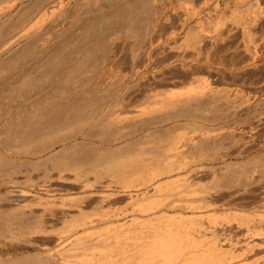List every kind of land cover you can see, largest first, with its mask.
<instances>
[{
  "label": "rangeland",
  "instance_id": "obj_1",
  "mask_svg": "<svg viewBox=\"0 0 264 264\" xmlns=\"http://www.w3.org/2000/svg\"><path fill=\"white\" fill-rule=\"evenodd\" d=\"M13 1H18L16 7L6 15L0 14V27H3H1L2 30L4 27L6 28L4 29L6 34L4 31L0 32V34L6 36L4 39H1L0 42H8L9 38V41H11V39H14L15 41L18 40L10 49H8V51L5 50L6 52H2V50H0V66H2V68H0V78L12 80L8 86V92H10V90H12V92H6V99L3 98L4 100L8 101V103L5 101V104L3 105L4 102L2 103L0 100V104L2 105H0V126H2L0 129L4 128L5 126L4 129L0 130V132L2 131V134L4 133V135H1L0 133V143L3 141V139H5L4 143L8 140L11 141V139L8 138L10 136L12 138V142L15 141L14 144H10L11 146L8 145L9 149H6L11 151V153L9 151L7 153L5 150L6 155L9 153L12 154L11 157L9 160L6 158L3 160V168L0 166V172L1 169L4 171V173L0 174V244L3 241L6 243L10 238H13L11 236H14L15 233L16 235L14 236V240L11 239L12 243L10 240L6 243L8 244L10 242V245H7L3 251L0 250V264H12V262L13 264H20L22 263V260L25 262L30 261V263H36L39 261V259H42L41 261H43L44 257L45 261H50H46L48 264H56L57 260H60L61 264V259L65 257L67 258L68 256L71 258L72 253L73 257H75V259L72 258V261L75 260L74 263H83L84 260V262H86L84 264H101L103 261H106L109 258L110 261H106L109 264H112L111 261L113 263L119 264L118 261L122 257L124 258L126 253V256L129 258L127 262L132 258V261L135 258V260H137L139 255L136 252L140 251L142 246L145 245L143 240L144 236H146V234L149 235V232H151L153 229H143L141 232V229H115L114 232V229L110 230V228H112V226L113 228L120 226L121 223H124V219H126L125 221H128L127 219L131 218L128 216V214H130L128 211L133 205L138 207L140 202L141 205L143 202L146 206H148L149 201L152 204L153 202L156 203L158 201L156 198L159 200L163 199L160 198V195L163 192L162 189L164 190V193L161 196L165 194V186H167V188L171 187L170 185L168 186L170 180L166 181V179H155L154 175L157 174V172L155 171V168H153V165L151 168L154 171H151L149 166H145L144 168L142 167L144 176L139 174L140 172L142 173V169L137 172L134 166L140 161V158L149 159L152 157V159H155L159 144L166 143L169 140H173L174 138L183 135L191 136L196 134V146H189L187 150H189V152L191 150H195L196 152L199 149L200 152L202 149L201 151H205V154L209 152L206 154L203 162L207 161L209 158V161H212L204 163L202 162L201 165L197 167V169L190 173L191 177H189V179H192H190L188 183L193 185L192 187L194 188L187 185L188 183H185L187 188L191 187V191L193 190L197 195L199 193V197L204 199L207 198L208 201H211V210H205L206 213L201 210L197 212L198 214H195V229H209L208 231H210V229H219V234L221 233L220 235L223 239L230 236V238L232 237L230 240L236 241L234 243L242 241L244 235L245 237L248 235V238H251L257 233L256 237L254 236V238H258V234L260 238L264 237V234L260 232L262 231L264 233V223H259L261 220H259V218L264 219V0H194V2L193 0H182L181 2L180 0H157V2L160 1L158 3L156 0L155 3H152L154 1L149 0L150 4L148 5H153L149 6V9L147 8L148 10H151H147L146 13V10L144 11L143 7L141 9V6L138 3L140 6L139 9L143 10V12L141 10L139 11L142 12V16L145 13V17H142L141 14L138 15L135 13L136 10L134 8L136 6L134 5L135 2L133 1L137 0H115L116 2L114 0H63V12H61L60 9H56V11L59 10L60 12H56L54 10L55 12L51 14V11L49 10L48 13L51 15L48 14V17H43V12L54 5L55 2L58 3L60 0H0V10L5 6L7 7L6 4L10 5L11 2L13 3ZM130 1L131 4L133 3L132 5L135 6L134 8L133 6H128L131 5L129 3ZM124 6L128 7L127 11V7ZM119 7L122 8L120 9ZM122 9L125 10V12L122 11ZM175 9L177 10L175 11ZM129 10H131V12ZM118 11L120 13L122 11V14L124 13L123 15L125 17L118 13ZM128 12H130L131 15ZM234 12L237 13L235 14ZM233 13L235 14V17L236 15L238 16V14H241V18L239 17L235 19V17H233ZM252 15H255L256 17L254 16V18ZM126 17H128L130 20H128ZM220 18L222 20V22H220L221 26L218 25L219 21H221ZM117 23H119V25ZM130 23H133V25L135 24L134 28H130ZM243 23L249 24L244 25ZM10 29L13 31H10ZM21 32L25 34L28 33V37L23 38V36H27L24 34L20 39L19 35H21ZM190 32H195L200 37V40L203 39L202 42L199 43L200 45L198 46V49H194L186 45V37ZM12 33H14V35L16 34L15 38H13L14 35H12ZM132 34L133 37L130 36ZM90 53L94 55L93 60L90 61V64L88 61L84 63V61L87 59L84 55H91ZM60 55L61 57L69 56L70 63L69 61H66L63 65L64 69L61 66L63 70L61 73L62 75H60L59 78L51 77L52 74L49 73V71H53L55 68V62H52V64L49 66L46 64L51 59L56 61V59L53 57L57 56V59H59ZM253 55H255V57ZM13 56L16 58L20 56L23 59L22 63V59H20L19 65L17 64L19 62H15L16 64L14 63L16 66L14 64L11 65L10 61L15 59ZM83 56L86 58L84 61L83 58H81ZM79 58L82 59V65H80L81 59ZM78 59L80 60V63ZM72 60L73 62H71ZM66 63L69 64L66 66ZM6 64H8V66ZM3 65L6 67L5 69H3ZM52 65L53 67L51 70L48 69ZM72 65L77 67L76 71V68H73ZM56 66H58V63H56ZM71 66L74 69V74L72 73L67 78L66 70L69 68L72 70ZM81 66L87 69L84 70V68ZM79 67L81 70H83V72L79 69ZM46 68L48 70H46ZM94 69L96 70L95 72L93 71ZM102 70L104 72H106V70H111L106 72L109 74V77L113 76L114 74V76L117 75V77L112 82L114 85L123 79L128 80V78H130L135 73V71L137 72L138 70L140 72L135 80L127 83L128 85L126 84L125 93L127 92V96H129L128 101L132 99L131 102L129 101L130 105L133 104L131 106L132 108L129 107L130 109L128 108L127 111H124L125 108H121L118 111L117 108H115V111L112 110L113 112H107L106 115L109 116V120L108 116H106V120L109 122H106L103 125H100V123L94 125L92 128H95L90 129L91 131L93 130L92 132L89 130H87L88 133L87 131L82 132L83 129L80 130L82 123L74 127H72L73 125L68 127L69 131H65L67 128L65 130L63 129L67 136L72 134L74 135H72L73 137H75L77 134L80 135L79 140H77V142H75V140L71 141L66 147L58 145L52 153L50 152V154L44 155L43 152L48 147V145H50L48 143H51L52 140L44 141L41 139L42 142H40V139H36V143H38L37 145H33L32 142H29V144L28 142L24 141V143H22V141L19 142V138H17L19 137L18 134H20V131L25 130L28 126L25 125V127L24 125L19 124H23L24 122L27 123V121L29 126L30 124H33L32 128L30 127L29 129V127H27L28 130L26 131L28 132H25L26 134L24 133L27 135V133L30 134L31 131H35L34 128L37 127L36 125L44 123L42 122L43 119H45L44 121H47L46 118H49V116H45L44 114L46 113H48L47 115H51V117L48 119L50 120L53 117L59 116L58 114L61 113H63L65 116H67L65 113H67L68 116H71L70 114L75 116L73 111H77L76 105L78 104L81 105L80 108L82 110L81 103L83 102V105L85 106L86 102L83 101V99H88L87 97L90 96L89 94L94 91L101 90L99 87H97L96 78L99 74L98 72ZM42 73L45 75L49 73V75L47 74V77L45 76L46 78H42L44 76ZM53 78L59 82L56 80H51ZM68 79L70 82L67 81ZM10 85L11 88H9ZM189 90H192L191 94H188ZM11 93H14V95ZM9 94L10 96H8ZM157 94L158 96L176 95H174V97L171 99L167 98V100H162L161 98L157 97ZM72 99L73 101L74 99H82V102L74 103L71 101ZM12 100H14L15 103ZM171 102H176V107H172ZM41 106L45 110H41ZM64 106H66L65 110L62 108ZM67 106L70 107L67 108ZM89 106L90 105H86V107H83L84 111L80 110V114L83 112V115L81 114L82 117L78 115L80 118L86 120L87 116L85 117L84 112L85 114L87 113L86 111L89 112L88 108L91 107ZM72 108H75L76 110H72ZM39 110H41L40 117L41 114L44 113L43 115L46 118L38 117ZM131 110L133 112L135 110H144L145 112L143 115L137 118H131L129 115L130 112H132ZM7 112H9L10 115L7 114ZM28 113L31 114L29 115ZM76 113L79 114V110ZM192 113L194 116L198 117L196 119L197 121L195 122V125H184L179 127L175 126V124L169 121H165L174 118L177 114ZM54 114L55 116H53ZM34 115L36 118L33 117ZM5 116L7 117L5 118ZM3 121L6 123L4 124ZM12 121L14 126L12 125ZM163 121H165V123L161 125ZM9 123L12 125V127L9 125ZM82 126L84 127V124H82ZM23 127L24 129H22ZM145 127H148L149 129L152 127L151 129L154 132H151L153 133L151 136H143V134L140 133V131ZM12 128H15V130ZM6 129H8V131ZM16 129H20L18 131L19 133ZM151 129L150 131H152ZM9 130L12 131L10 132ZM63 130L62 133H59V135H65ZM137 131L139 132L136 134ZM8 132H10L11 135H9ZM5 133L7 134V137ZM134 133L136 136L134 139H132L131 135ZM13 134L16 137L13 138ZM82 136H84V138ZM141 136L143 137L142 139ZM16 141L18 142V145L20 144L19 146L16 144ZM33 141L35 142V140ZM41 143H44L46 147ZM192 151L191 153H194ZM108 152H110V154ZM24 153L27 154L25 155ZM82 153L87 156L84 157ZM77 154H81L82 156L80 155L81 157L78 156V158H75L74 160L67 159L72 155ZM90 154H92V156ZM229 155L231 157H229ZM223 156L226 157H224V160L221 159ZM95 157L99 159L101 157L100 161L103 164L100 163L101 167L96 166L97 168L99 167L98 170L95 169L96 171L93 169L95 166H93L92 171L90 167L92 164H94L93 162L96 159ZM214 157L215 159L211 160ZM10 160H12V163H9ZM109 161L113 162L109 163ZM91 162L92 164L89 165ZM0 163H2V161ZM129 164L131 165L129 166ZM104 165L108 169L105 168ZM87 166L91 171H88ZM200 166H202L203 169ZM77 168H82V171H79ZM111 168H113V171ZM67 169L69 170L67 171ZM127 169L129 171L131 169L132 173L134 170V172L137 174L135 175L134 173L133 176L131 172L127 171ZM147 170L155 173L154 175L151 173L154 179L150 176V171L148 173ZM63 171H65V175ZM86 171L90 175H88ZM109 171H111V173ZM242 171L243 175L238 174ZM255 171L256 173L259 172L261 174L257 173L258 175H254ZM122 172L123 176L121 174ZM97 173L98 175H96ZM126 173L128 176L131 175L132 178L131 176L128 177ZM247 173L249 175L245 176ZM85 174L87 175L85 176ZM91 174L92 176L94 175L93 178ZM102 176H104L103 178L106 179H103ZM240 176L243 178V180L240 178ZM109 177L111 181L109 180ZM56 178L60 179L57 180ZM82 178H84V180ZM94 178H96V182ZM11 179H13L14 182H12L13 180ZM86 179L88 182L85 181ZM72 180L75 181L73 182ZM158 182H160V184H157ZM170 183L171 185L174 184L175 187L179 186V183L177 184V179L175 178L174 181H170ZM242 184L245 185V187ZM90 185L92 186L90 187ZM155 185L162 187L156 186V188H158L157 191L161 190V194L160 192L156 194V188L153 189ZM163 185L165 186L163 187ZM197 186L203 192L200 191ZM31 187L36 191L31 189ZM43 188H49L47 190L50 191L51 189V192H45ZM169 188L167 189L168 191ZM20 191L21 193L25 192V195L27 194V201H25L26 203L24 201L20 202L22 200L19 201V199L16 198ZM140 193L143 194L141 195ZM201 194H203V196ZM186 195L190 196V194ZM189 196H187V198ZM137 197L139 198L137 199ZM207 199L204 201L208 202ZM135 203L139 204L137 205ZM155 203L149 207L152 206L154 209L153 206ZM135 206L132 208H135ZM155 207H158V205ZM160 211L161 210L158 208H155V212L150 213H154V216L150 215L149 218H161L164 213ZM157 212L163 214L159 215ZM22 213H25L24 216H26L24 219L20 218L22 222L23 220L25 221V218L27 220L24 222V224L26 223L25 225L20 223V226L19 222L17 221L19 220L17 217L23 215ZM123 213H126L127 215ZM13 214L17 216H15L17 219H14L15 217ZM33 214L36 216L35 218L33 217ZM169 215L170 217L179 216L175 215V212H172V210L168 212L167 216ZM190 215L192 214H189V216ZM233 215L235 218H233ZM10 216H13L14 218H9ZM119 216L122 217L119 218ZM248 216L250 217L248 218ZM38 217H40V220ZM41 217L43 219H41ZM242 218H244V220ZM255 218L257 221H255ZM103 219H105V221ZM43 220H45V222ZM157 221L153 222L157 223ZM241 221H244L245 224L247 222H253L250 224V226L248 223L246 225L248 227H246L244 224L246 227L244 228L242 227L243 225L241 224ZM9 222L11 223L12 227ZM27 223H30V225ZM27 225H29V228H26L28 227ZM86 225L88 227H86ZM254 226L256 227L253 228V230L252 227ZM260 226L263 230H261ZM16 228H33L37 229V232L39 229H41L40 231L43 232H39V234L36 233L34 235H30V232L27 233L28 236L26 233H24L26 235V239L24 237L25 235L22 233L21 236H18L20 235V232L16 230H14L15 232L12 231L14 233L13 235L11 234L12 232H9V229ZM242 228L244 231H242ZM256 228L258 230H256ZM4 229H7L8 231L6 230V232L9 234L4 232ZM133 230L134 233L131 232ZM145 230L148 232H144ZM247 230L253 231L254 234ZM127 231H130L134 237L138 235L140 238L139 235L142 233V235H144L141 236V240L138 238V241L141 242H138L136 237L134 238L139 243L137 244L134 242L137 246H139V248H137L138 251L136 252L132 251V244L128 245V247L130 246L129 248L127 247V249L131 248L130 250L125 248L128 242L130 243L131 240L134 241V239H131L133 236L130 234L131 237H129L130 235ZM138 231L139 234H137ZM258 231L261 234L258 233ZM248 232L253 236L249 237L250 235ZM67 233L68 236L75 235L79 237V241L75 245L77 247L75 248L76 251L73 250L75 246L71 249V251L73 250V252H71L67 251L69 250L68 246L66 247L67 249L63 250V248H65L63 247V244L60 242L57 243L59 238L63 236L66 237ZM3 234L5 236L8 234L6 237L9 239L7 240L6 237L2 238ZM9 235L10 237H8ZM118 235L123 238L128 237L131 239H129L130 241H127L126 243L124 241H126L127 238H124L125 240L122 238L124 241L121 239L124 243L123 249L121 248L123 243L121 240H119L120 237H118V241H121L120 246L117 247V244L119 245V243H117L118 241L115 243L116 246L113 242L116 241V236ZM20 237L22 239H19ZM113 237L115 240L112 241V239H114ZM108 238L111 239L109 240ZM106 240H109L110 242H107ZM13 241L16 243H13ZM131 243L133 242L131 241ZM135 244L134 246L137 247ZM134 246L133 248H135ZM79 248L82 250L81 253ZM54 249L56 252H54ZM77 249L79 251H77ZM46 250L50 251L51 254L54 253L57 257L58 255H61L62 257L60 256L57 258L50 255L52 258L49 256L50 259L48 260L47 256L50 253L46 255ZM84 250L85 252L83 253ZM122 250H126V252ZM261 250H257L258 252L254 251V253H249L246 257L247 259H245V262L242 263L263 264L264 248L262 251L263 253ZM127 251H131V253ZM57 252H65L67 256H65L63 253ZM128 253L131 254V259ZM81 254H87L88 257L87 255L84 256ZM134 255L137 257H133ZM54 257L56 262L53 259ZM116 257H119L120 259L118 258V261H114L117 260ZM66 258L65 260H67ZM70 258L67 261H71ZM33 260L36 261L34 262ZM85 260H87L89 263H87ZM122 260L123 259H121L120 262ZM125 261H123V264H127ZM46 262L45 264H47ZM104 264L106 263L104 262ZM130 264H135V261H133V263L130 261Z\"/></svg>",
  "mask_w": 264,
  "mask_h": 264
},
{
  "label": "bare ground",
  "instance_id": "obj_2",
  "mask_svg": "<svg viewBox=\"0 0 264 264\" xmlns=\"http://www.w3.org/2000/svg\"><path fill=\"white\" fill-rule=\"evenodd\" d=\"M16 1V0H15ZM115 1V0H114ZM151 1V0H150ZM152 1H154V2H152V3H155V0H152ZM161 1V0H160ZM160 1H158V2H160ZM164 1V0H163ZM162 1V2H163ZM173 1V0H172ZM182 0H180V2H181ZM257 1H259V0H257ZM256 1V2H257ZM2 2V1H1ZM8 2V1H7ZM18 2V1H17ZM17 2H14L13 1V3L11 2L10 3V5H8V4H6L7 5V7L5 8H1V10H0V14L1 15H3V14H7V13H9V12H11L12 11V9L13 8H15L16 7V5H17ZM112 2V1H111ZM116 2V1H115ZM133 2H135V3H137V4H135L134 3V5L136 6H133L132 4H131V1L129 2L131 5H128L129 7L130 6H133V8L136 10L135 11V13H137L138 15L139 14H141L142 12H143V10L145 11V13L147 12V10L149 9V6H152V5H148V4H150L149 3V0H137V1H133ZM156 2H157V0H156ZM157 2V3H158ZM168 2V1H167ZM171 2V1H170ZM192 2V1H191ZM193 2H194V0H193ZM204 2V1H203ZM9 3V2H8ZM113 3V2H112ZM124 3V2H123ZM128 3V4H129ZM138 3H139V5L141 6V9H142V7H143V10H141V9H139V5H138ZM179 3V2H178ZM64 1L62 0H60V1H58V3L57 2H55L54 3V5H52L51 7H49L46 11H44L43 12V17H48L49 15H51V14H53L55 11H56V9H60V11L61 12H63L62 11V7H64ZM109 4V3H108ZM176 4V3H175ZM126 5V4H125ZM156 5V4H155ZM162 5H163V3H162ZM168 5V4H167ZM66 6V5H65ZM122 6V5H121ZM164 6H165V4H164ZM169 6H170V4H169ZM174 6V5H173ZM179 6H180V4H179ZM216 6H218V5H216ZM0 7H1V3H0ZM124 7H127V6H124ZM155 7V6H154ZM168 7V6H167ZM118 8V7H117ZM120 9L122 8V7H119ZM132 8V7H131ZM132 8V9H133ZM148 8V9H147ZM217 8V7H216ZM215 9V8H214ZM218 9V8H217ZM216 9V10H217ZM49 10L51 11L50 13L51 14H49L48 12H49ZM55 10V11H54ZM115 10V9H114ZM128 10V7H127V9H126V11ZM139 10H141L142 12H140ZM151 10V9H150ZM150 10H148V11H150ZM177 9H175V11H176ZM179 10V9H178ZM215 10V11H216ZM53 11V12H52ZM59 11V10H58ZM58 11H56V12H58ZM59 11V12H60ZM120 11V10H119ZM118 11V13H120ZM122 11H124L125 12V10H123L122 9ZM122 11H121V13L120 14H122ZM130 12H131V10H129ZM2 12V13H1ZM4 12V13H3ZM14 12V11H13ZM130 12H128L130 15H131V13ZM117 13V12H116ZM117 13V14H118ZM132 13H133V11H132ZM134 13V14H135ZM144 13V14H145ZM235 14L237 13V12H234ZM233 13V14H234ZM49 14V15H48ZM124 14V13H123ZM122 14V15H123ZM144 14H143V16H144ZM235 14H234V16L233 17H235ZM47 15V16H46ZM65 15V14H64ZM129 15V16H130ZM148 15V14H147ZM256 15V14H255ZM254 15V16H255ZM124 16V15H123ZM141 16H142V14H141ZM140 16V17H141ZM142 16V17H143ZM241 16V14L239 15L238 14V16L236 15V17H235V19H237V18H239ZM253 16V15H252ZM251 16V17H252ZM253 16V17H254ZM125 17V16H124ZM139 17V18H140ZM141 17V18H142ZM145 17V16H144ZM149 17V16H148ZM252 17V18H253ZM256 17V16H255ZM254 17V18H255ZM258 17V16H257ZM128 20H130L128 17H126ZM241 18V17H240ZM253 18V19H254ZM117 19V18H116ZM119 19V18H118ZM138 19V18H137ZM136 19V20H137ZM220 20H221V18H220ZM120 22V21H119ZM123 22V21H122ZM138 22H139V20H138ZM141 22V21H140ZM220 22H222V20L221 21H219V24L218 25H220L221 26V23ZM124 23V22H123ZM122 23V24H123ZM129 23V22H128ZM144 23V22H143ZM218 23V22H217ZM246 23V22H245ZM118 25H119V23H117ZM244 24V23H243ZM247 24H249V23H247ZM247 24H244V25H247ZM133 23H130V25L129 26H131L130 28H134V26H135V24L133 25ZM183 25H185V24H183ZM217 25V26H218ZM220 26H218V27H220ZM2 27V26H1ZM1 27H0V32H2V31H4V33L6 34V32H5V30L4 29H6L5 27H4V29L2 30L1 29ZM244 27V26H243ZM242 27V28H243ZM246 27V26H245ZM3 28V27H2ZM14 29V28H13ZM15 29H16V27H15ZM137 29V28H136ZM140 29V28H139ZM244 29V28H243ZM247 29V28H246ZM8 30V29H7ZM138 30V29H137ZM10 31H13L12 29H10ZM22 31V30H21ZM25 31V30H24ZM27 31V30H26ZM7 32H9V31H7ZM11 33V32H10ZM14 33H16V32H14ZM14 33H12V35H14ZM27 33V32H26ZM25 33H22L21 32V35H19V34H17V35H19L20 36V39H21V36L22 35H24ZM28 34V33H27ZM27 34H25V35H27ZM174 34V33H173ZM7 35H9V34H7ZM16 35V34H15ZM15 35L13 36V38H15ZM19 36H18V39H19ZM30 36V35H29ZM130 36H132L133 37V34L132 35H130ZM174 36V35H173ZM6 36L5 35H3V34H0V41H1V39H4ZM7 37H9V36H7ZM28 37V35L25 37V36H23V38H27ZM213 37V36H212ZM17 38V37H16ZM7 39V38H6ZM202 39V38H201ZM210 39V38H209ZM9 40H10V38H9ZM8 40V42L6 41V42H4L3 41V43H1L0 42V50H2V52H4L5 50H7L8 51V49H10L17 41H15L14 39L12 40L11 39V41H9ZM203 40V39H202ZM202 40H200V37L198 36V34H196L195 32H190L189 33V35L186 37V45L188 46V47H191V48H194V49H198V46L200 45L199 43L200 42H202ZM212 40V39H211ZM214 40V39H213ZM13 41H15V42H13ZM214 42V41H213ZM209 43H210V40H209ZM212 43V42H211ZM16 45H18V44H16ZM176 45H178V44H176ZM185 45V46H186ZM181 46V45H180ZM183 46V45H182ZM187 47V48H188ZM214 47V46H213ZM14 48V47H13ZM178 48V47H177ZM186 48V47H185ZM181 49H182V47H181ZM184 49V48H183ZM198 51V50H197ZM6 52V51H5ZM10 52V51H9ZM2 54V53H1ZM91 54V53H90ZM20 55V54H19ZM74 56V55H73ZM84 56H86V58H84ZM83 57H81V58H83V61L86 59V61H84V63H86L87 61L89 62V64H90V61L91 60H93V58H94V55H89V54H87V55H84ZM96 56V55H95ZM254 57H255V55H253ZM9 57V56H8ZM38 57H39V55H38ZM41 57V56H40ZM53 57V56H52ZM253 57V58H254ZM12 58V57H11ZM13 58H15L14 60H11L10 61V64L12 65V64H14L15 62H19V63H17L18 65L20 64V59H22L20 56L19 57H14L13 56ZM12 58V59H13ZM34 58H37V57H34ZM33 58V59H34ZM49 58H51V57H49ZM53 58H55L56 59V61H54L53 59H51V60H49L48 61V63L46 64L47 66H49L50 64H52V62L55 64L54 66H55V68L53 69V71L52 72H50L49 71V73H51L52 74V76H51V74H50V76L51 77H55V78H59L60 77V75H62L61 73H62V70L64 69L63 68V65L65 64V62L66 61H69V59H70V57L69 56H67V57H61V55H60V58L59 59H57L58 57L56 56V57H53ZM81 58H79V59H81ZM252 58V59H253ZM48 59V58H47ZM78 59V60H79ZM32 60V59H31ZM22 61H23V59L21 60V63H22ZM36 61V60H35ZM253 61H254V59H253ZM2 62V61H1ZM7 62V61H6ZM45 62V61H44ZM43 62V63H44ZM71 62H73V60L71 61ZM8 63H9V61H8ZM27 63V62H26ZM35 63V62H34ZM33 63V64H34ZM42 63V64H43ZM56 63H58V66H56ZM69 63H70V61H69ZM69 63H66V66L69 64ZM79 63H80V60H79ZM93 63V62H92ZM2 64V63H1ZM5 64V63H4ZM16 64V63H15ZM14 64V65H15ZM23 64H25V63H23ZM41 64V65H42ZM7 66H8V64H6ZM13 65V66H14ZM45 65V64H44ZM75 65V64H74ZM80 65H82V59H81V64ZM86 65V64H85ZM16 66V65H15ZM27 66V65H26ZM30 66V65H29ZM61 66H62V68H61ZM73 66V65H72ZM72 66H71V69L72 70H70V68L68 69V70H66V73H67V78L69 77V75H71L72 73L74 74V67L75 66H73V68H72ZM76 66H77V63H76ZM84 66V65H83ZM83 66H81V67H83ZM94 66V65H93ZM110 66V65H109ZM31 67V66H30ZM53 67V65L50 67V68H48V69H50L51 70V68ZM85 67V66H84ZM83 67V68H84ZM207 67V66H206ZM0 68H2V66H0ZM6 67L3 65V69H5ZM16 68V67H15ZM28 68V67H27ZM32 68V67H31ZM76 69H75V71L77 70V67H75ZM82 68V69H83ZM89 68H91V67H89ZM22 69V68H21ZM23 69H25V68H23ZM47 68H46V70H48ZM79 69L81 70V68L79 67ZM87 69V68H86ZM85 68H84V70H86ZM98 69V68H97ZM7 70V69H6ZM5 70V71H6ZM9 70V69H8ZM12 70V69H11ZM99 70V69H98ZM97 70V71H98ZM21 71V70H20ZM33 71V70H32ZM35 71V70H34ZM43 71V70H42ZM82 72H83V70H81ZM92 71V70H91ZM94 72L96 71L95 69L93 70ZM109 72V71H111V70H106V72ZM45 72V71H44ZM48 72V71H47ZM106 72H104L103 70L102 71H100V72H98L99 74H98V76H97V78H96V84H97V87H99V89H101V90H99V91H94V92H92L91 94H89L90 96H88L87 98L88 99H83V101H86L85 102V106L83 105V102L81 101L82 99H74V101H73V99L71 100L72 102H74V103H78V102H82L81 104H82V110L84 111V108L83 107H86V105L88 106V105H90L89 107L90 108H88L89 109V112L88 111H86L87 113H89V114H85V112H84V115H85V117H86V120H84V119H82V118H80V117H82V115H83V112L80 114V112L82 111L81 110V108H80V106L81 105H79V107H78V105H76L77 106V111L79 110V114L78 113H76L77 111H73L74 112V114H75V116L73 115V114H70L71 116H68V114L67 113H65L67 116H65L63 113H61V114H58L59 116H56V117H53V116H55V114L52 116L53 118H51L50 120H48L50 117H51V115H47L48 113H46V114H44L45 116H49V118H46L43 114H41V117H40V112H41V110H43L44 108H42V106H41V110H39V116L38 117H40V118H46L47 119V121H44L45 119H43V121L42 122H44V123H40V125H36L37 127H35L34 128V132H30V134H28L27 133V135H25L26 133L25 132H28V131H26V130H28L27 129V127H29V129H30V127L32 128V125L30 124V126H29V123H28V121L27 120H25V121H27V123L26 122H24L23 124H19V125H28L27 127H26V129L25 130H23V131H20L21 133L20 134H18L19 132V130L18 129H16L17 130V134H18V136L19 137H17V138H19L18 140H19V142L20 141H22V143H24V142H28V144H29V142H32V144L34 145V144H38V143H36L37 141H36V139L37 140H39L40 139V142H42V140H52L51 141V143H48V144H50V145H48V147L44 150V155H46V154H50V152L52 153L53 152V150L59 145H61V146H64V147H66L67 146V144L68 143H70L71 141H73V140H75V142H77V140H79V138H80V135H76L75 137H73L72 135H69V136H67L66 134H65V131H69V128L68 127H71L72 125V127H74V126H77V125H79V124H84V127L82 126V124H81V126H80V130H82L83 129V131L82 132H85V131H87V130H89V131H91L90 129H94V128H92L94 125H96V124H98V123H100V125L102 124H105L106 122L108 123L109 121H107L106 119H107V117L106 116H108V115H106L107 114V112H111L112 110H116L115 108H117V111L118 110H120L121 108H125L124 109V111H127V109L129 108V107H131L132 105H130V103H129V101L131 102V100H129L128 101V98H129V96H127V92L125 93V89H126V84L127 83H130L131 81H133V80H135L137 77H138V75H139V71L137 70V72L135 71V73L130 77V78H128V80H125V79H123L122 81H119V82H117L116 83V85H114V83H112L113 82V80L117 77V75L116 76H114L113 74V76H111V77H109V74H107ZM20 73V72H19ZM49 73H47L48 75H49ZM65 73V74H66ZM21 74V73H20ZM42 74H44V73H42ZM46 74V75H47ZM76 74V73H75ZM110 74H111V72H110ZM6 75V74H5ZM17 75V74H16ZM15 75V76H16ZM45 74H44V76L42 77V78H44L45 76H46ZM10 76V75H9ZM74 76V75H73ZM11 77H14V76H11ZM47 77V76H46ZM45 77V78H46ZM64 77V76H63ZM71 77V76H70ZM16 78V77H15ZM55 78H53V79H51V80H56ZM41 79V78H40ZM71 79V78H70ZM15 80V79H14ZM42 80V79H41ZM44 80V79H43ZM46 80V79H45ZM57 81V80H56ZM61 81V80H60ZM67 81H69V79L67 80ZM12 82V80L10 79H1L0 78V100L2 101V103H3V105L5 104V101L6 100H4L3 98H5L6 96H5V93L6 92H8V86H9V84ZM57 82H59V81H57ZM70 82V81H69ZM68 82V83H69ZM128 85V84H127ZM13 86V85H12ZM16 87V86H15ZM96 87V88H97ZM9 88H11V85H10V87ZM13 89H15L14 87H12ZM95 89V88H94ZM98 89V88H97ZM10 90V89H9ZM155 91V90H154ZM10 92H12V90H10ZM10 92H8V93H10ZM191 92H192V90H189L188 91V94L190 93L191 94ZM11 94H13L14 95V93H11ZM126 94V95H125ZM174 95H176V94H174ZM174 95H169V96H167V95H160V96H158V94H157V97H159V98H161L162 100H164V99H166L167 100V98H173L174 97ZM8 96H10V94L8 95ZM127 96V97H126ZM4 101H3V100ZM6 99V98H5ZM10 99H12V98H10ZM9 100V99H8ZM1 101H0V103H1ZM12 101H14V100H12ZM69 101V100H68ZM6 103H8V101H6ZM10 104H12L11 102H9ZM14 103H15V101H14ZM13 103V104H14ZM67 103V102H66ZM73 103V104H74ZM9 104V105H10ZM62 104V103H61ZM65 104V103H64ZM135 104V103H134ZM1 105V104H0ZM8 105V106H9ZM41 105V104H40ZM68 105V104H67ZM2 106V105H1ZM8 106H6V107H8ZM11 106V105H10ZM14 106V105H13ZM38 106V105H37ZM62 106H63V104H62ZM135 106V105H134ZM171 106L172 107H176V102H171ZM40 107V106H39ZM38 107V108H39ZM68 107H70V106H67V108ZM75 107V106H74ZM120 107V108H119ZM63 108V110H65L66 109V106H64V107H62ZM76 108V107H75ZM75 108H72V110H74ZM78 108H80V109H78ZM119 108V109H118ZM132 108V107H131ZM4 109H6V108H4ZM3 109V110H4ZM37 109V108H36ZM60 109V108H59ZM130 109V108H129ZM45 110V109H44ZM56 110H57V108H56ZM69 110V109H68ZM76 110V109H75ZM81 110V111H80ZM5 111V110H4ZM61 111V110H60ZM60 111H58V112H60ZM67 111V110H66ZM70 111V110H69ZM68 111V112H69ZM132 111V110H131ZM10 112V111H9ZM9 112H7V114H9ZM35 112V111H34ZM45 112V111H44ZM47 112H49V111H47ZM57 112V113H58ZM61 112H63V111H61ZM71 112V111H70ZM69 112V113H70ZM113 112V111H112ZM144 110H135L134 112L132 111V112H130V117L131 118H137V117H139V116H141V115H143L144 114ZM4 114V113H3ZM2 114V115H3ZM12 114V113H11ZM27 114V113H26ZM29 114V113H28ZM31 114V113H30ZM29 114V115H30ZM52 114H53V112H52ZM10 115V114H9ZM23 115V114H22ZM43 115V116H42ZM62 117H61V116ZM78 115H80V117L78 116ZM8 116V115H7ZM7 116H5V118L7 117ZM4 117V116H3ZM11 117H13V116H11ZM20 117H21V115H20ZM31 117H32V115H31ZM34 118H36L35 117V115L33 116ZM84 117V116H83ZM1 118V117H0ZM198 117L197 116H194L193 115V113L192 114H177L174 118H172V119H170V120H165L166 122H171V123H173V124H175V126H179V127H181V126H184V125H195V122L197 121L196 119H197ZM12 119V118H11ZM27 119V118H26ZM80 119H82V120H80ZM6 120V119H5ZM18 120V119H17ZM16 120V121H17ZM106 120V121H105ZM108 120H109V116H108ZM1 121V120H0ZM165 121H163V123H161V125L162 124H164L165 123ZM19 122V121H18ZM21 122V121H20ZM104 122V123H103ZM110 122H111V118H110ZM3 123H4V121H3ZM6 123V122H5ZM4 123V124H5ZM16 123V122H15ZM14 123V124H15ZM30 123H31V121H30ZM32 123H34V122H32ZM9 125H10V123H9ZM12 125H13V121H12ZM12 125H10L11 127H12ZM16 125V124H15ZM34 125V126H35ZM167 125V124H166ZM14 126V125H13ZM33 126V127H34ZM151 126V125H150ZM165 126V125H164ZM0 127H2V126H0ZM19 127V126H18ZM17 127V128H18ZM101 127H104V126H101ZM107 127V126H106ZM4 128H5V126H4ZM4 128H2V129H4ZM9 128V127H8ZM21 128V127H20ZM67 128V130H65ZM152 128V127H151ZM150 128V129H151ZM177 128V127H176ZM2 129H0V130H2ZM13 130H15V128H12ZM22 129H24V127L22 128ZM21 129V130H22ZM65 131H64V130ZM142 129V128H141ZM150 129L148 128V127H145V128H143L141 131H140V133L141 134H143V136H151L153 133H151V132H154L152 129V131H150ZM7 131H8V129H6ZM62 130H63V133L65 134L64 136H61V135H63V134H60L59 135V133L61 132L62 133ZM6 131V132H7ZM10 131V130H9ZM12 131V130H11ZM10 131V132H11ZM93 131V130H92ZM91 131V132H92ZM2 132V131H1ZM0 132V133H1ZM4 132H5V130H4ZM10 132H8L9 133V135H11L10 134ZM14 132V131H13ZM139 131H137L136 132V134L138 133ZM25 133V134H24ZM80 133H81V131H80ZM87 133H88V131H87ZM15 134H16V132H15ZM85 134V133H84ZM90 134V133H89ZM136 134L134 133V134H132L131 135V138L132 139H134L135 138V136H136ZM1 135H4V133L2 134L1 133ZM5 135H6V137H7V134L5 133ZM86 135V134H85ZM140 135V134H139ZM195 135L196 134H194V135H191V136H187V135H183V136H178L177 138H174L173 140H169L168 142H166V143H161V144H159L158 145V151H157V153H156V156H155V159H152V157H150L149 159L147 158H140V161L139 162H137L136 163V165L134 166L135 168H136V170H137V172H139V170H141L142 169V173L140 172L139 174H141V176L143 175V168L145 167V166H149L150 168H151V166L153 165V168H155V171L157 172V174H155V173H152L151 171H154V170H152V168H151V171H150V174L152 173L153 175H154V178L156 179V178H159L158 180H160V179H166V181H168V180H170V181H174V178L175 179H177V184L179 183V186H177V187H175V185H174V187H173V185H171V183H170V181H169V183H168V186L170 185L171 187H173L172 189H170L169 187V191L167 190L168 188H167V186H165V185H163V187L165 186L166 188H164V189H166L165 190V194L163 195V196H161L163 193H164V190L162 189V194H161V190H159V191H157L158 190V188H156V186H159V185H155L154 187H153V189H155L156 188V194H158V192H160V198L162 199V200H159L158 198H156L158 201H160V202H153V203H155V205L153 206L154 207V209L152 208V206L151 207H149L150 205H152L151 204V202L149 201V203H148V206H146L143 202H142V205H141V202H140V204L138 205L137 203H135V204H137L138 205V207L137 206H135V205H133V206H135V208H132L131 207V209L128 211L130 214H128L127 212V214H128V216H130L131 218L130 219H127L128 221H125L126 219H124V223H121V225L120 226H116V227H114L113 228V226H112V228H110V230L111 229H114V232H115V229H141L140 230V232L143 230V229H153L151 232H149L148 234L149 235H147L146 233L148 232V231H144V232H146V233H144V234H146V236H144V235H142L141 233V235H139L140 236V238H141V236H144V246H142V248L140 249V251H138L137 250V248H139V246H137L135 243H137V244H139L138 242H141V241H138V235H136L135 237H136V240L138 241H136L134 238V236L130 233V231H127V232H129V235L131 234L132 236H133V238H131V239H134V241L133 240H131L130 238H128V237H124V238H127L126 239V241H124L125 239L123 238V237H121V236H116V241H113V240H115V236L113 237L114 239H112V241L114 242V244L118 241V237H120V239L119 240H121L122 238L124 239H122L125 243L127 242V241H132L137 247H135L134 246V244L133 243H131V241H130V243L128 242L127 243V246L125 247L126 249H127V247H128V245H131L132 244V251H138V252H136V253H138V255H139V259L137 258V260H139V261H137V260H133V261H135V264H243L244 262H245V259H247L246 257H247V255L249 254V253H254V251H257V250H261V252L263 251V248H264V237L263 238H260V236H259V234L257 235L258 236V238H254V236L256 237V234H254L253 233V231H249V230H247V231H249V232H252L253 234H254V236L253 235H250V233L248 232V234L250 235L249 237H251V236H253V237H251V238H248V235H247V237H245V235L243 236L244 238H243V240L242 241H240V242H237V243H234V242H236V241H232V240H230L231 238H230V236L229 235H227V236H229L228 238L227 237H225V239H223L222 238V236L219 234V229L217 230V229H210V231H208V230H205V229H195V224H196V219H195V214L197 213V212H199V211H201V210H203L204 212H205V210H209L210 208H211V206H210V200L208 201V199L207 198H201V197H199L198 195H199V193H198V195L196 194V192H194L193 190L191 191L190 190V188L193 186V185H190L188 182L190 181V179H192V178H190L189 179V177H191L190 176V173H192L195 169H197V167L199 166V165H201V163L203 162V160L205 159V156H206V154L207 153H209V152H207L206 154L203 152V151H201L200 150V152H199V149L196 151V152H199V153H196L195 152V150L194 151H192V152H194V153H191V151L189 152V150H187V148L189 147V146H193V145H195V143H197V141H196V137H195ZM72 136V137H71ZM13 138L14 137H16V136H14V134H13V136H12ZM83 138H84V136H82ZM8 138H10L11 139V141H7V142H5L4 143V140L5 139H3V141H2V139H1V143H0V162L2 161V163H0V166H2L3 165V160L6 158V159H8L9 160V158L11 157V155L12 154H10L11 153V151H9V150H6L7 148L9 149V147H8V145H10L11 143L12 144H14L15 143V141H13L12 142V138H11V136L10 137H8ZM92 138V137H91ZM139 138V137H138ZM143 137L141 136V139H142ZM42 139V140H41ZM88 139V138H87ZM103 139V138H102ZM118 139V138H117ZM15 140H17V139H15ZM17 140V141H18ZM32 140V141H31ZM33 140H35V142L33 141ZM86 140V139H85ZM16 141V144L18 143ZM24 141V142H23ZM39 142V141H38ZM110 142V141H109ZM113 142V141H112ZM116 142V141H115ZM22 143H21V145H22ZM45 143V142H44ZM44 143H41V144H43L44 146H45V144ZM106 143V142H105ZM11 144V145H12ZM28 144H27V146H28ZM10 145V146H11ZM18 145V144H17ZM20 145V144H19ZM18 145V146H19ZM26 145V144H25ZM31 145V144H30ZM29 145V146H30ZM69 145V144H68ZM26 146V147H27ZM196 146V145H195ZM21 147V146H20ZM25 147V146H24ZM46 147V146H45ZM194 147V146H193ZM23 148V147H22ZM63 148V147H62ZM15 149V148H14ZM44 149V148H43ZM196 149V148H195ZM206 149V148H205ZM7 151V153H8V151L10 152L9 154H5V152ZM11 150V149H10ZM204 150V149H203ZM210 150V149H209ZM155 151V152H156ZM27 152V151H26ZM91 152V151H90ZM93 152V151H92ZM141 152V151H140ZM216 152V151H215ZM36 153V152H35ZM56 153V152H55ZM97 153V152H96ZM109 154H110V152H108ZM142 153V152H141ZM217 153H220V152H217ZM25 155L27 154V153H24ZM89 154V153H88ZM151 154V153H150ZM10 155V156H9ZM15 155H16V153H15ZM31 155H34V154H31ZM41 155V154H40ZM81 154H77V155H72L70 158H67L68 160L70 159H72V160H74L75 158H78V156L79 157H81L82 155H84V153H82V155L80 156ZM91 156H92V154H90ZM102 155V154H101ZM111 155H112V153H111ZM137 155V154H136ZM209 155V154H208ZM207 155V156H208ZM87 155H84V157H86ZM94 156V155H93ZM96 156V155H95ZM105 156V155H104ZM146 156H148V155H146ZM152 156V155H151ZM33 157V156H32ZM102 157V156H101ZM101 157H100V159L99 158H96L95 159V161L93 162L94 164H92V162L91 163H89V165L90 164H92V166L90 167L91 168V170H92V168H93V166H99V167H101L100 165L101 164H103L100 160H101ZM213 157V156H212ZM218 157V156H217ZM224 157L225 156H223V158L221 157V159H223L224 160ZM229 157H231L230 155H229ZM233 157V156H232ZM235 157V156H234ZM20 158V157H19ZM94 158V157H93ZM106 158V157H105ZM110 158V157H109ZM113 158V157H112ZM226 158V157H225ZM13 159V158H12ZM215 159V157L213 158V159H211V160H214ZM110 160V159H109ZM114 160V159H113ZM210 160V158L207 160V161H204V162H212V161H209ZM11 161V162H10ZM9 161V163H12V160H10ZM14 161V160H13ZM67 161V160H66ZM104 161H105V159H104ZM103 161V162H104ZM111 161V160H110ZM109 161V163H112V162H110ZM131 162V161H130ZM203 162V163H204ZM214 162V161H213ZM101 163V164H100ZM104 163H106V162H104ZM132 163V162H131ZM6 164V163H5ZM7 165V164H6ZM5 165V166H6ZM9 165V164H8ZM83 165H84V163H83ZM86 165V164H85ZM88 165V164H87ZM110 165V164H109ZM109 165H108V167H109ZM126 165V164H125ZM131 164H129V166H130ZM12 166V165H11ZM10 166V167H11ZM105 166V165H104ZM104 166H103V168H104ZM204 166V165H203ZM8 167V166H7ZM67 167V166H66ZM85 167V166H84ZM93 168L94 170L95 169H97L98 170V168L96 167V168ZM112 167V166H111ZM143 167V168H142ZM202 169H203V167L202 166H200ZM257 167V166H256ZM1 168V167H0ZM2 168H3V166H2ZM5 168V167H4ZM62 168H63V166H62ZM90 168L88 169V166H87V169H88V171H91L90 170ZM105 168H107L106 166H105ZM104 168V169H105ZM120 168V167H119ZM118 168V169H119ZM131 168V167H130ZM200 168V169H201ZM205 168V167H204ZM211 168V167H210ZM263 168V167H262ZM261 168V169H262ZM70 169V168H69ZM69 169H67V171L69 170ZM78 169V168H77ZM82 169V168H81ZM81 169H78L79 171H82ZM108 169V168H107ZM112 169V171H113V168H111ZM7 170V169H6ZM5 170V171H6ZM84 170H85V168H84ZM117 170V169H116ZM115 170V171H116ZM135 170V171H136ZM3 170L1 169V172H0V174L1 173H4V171L2 172ZM10 171H11V169H10ZM93 171V170H92ZM96 171V170H95ZM122 171V170H121ZM127 171H129L128 169H127ZM144 171H145V169H144ZM148 171V170H147ZM149 171H148V173H149ZM213 171V170H212ZM244 171V170H243ZM243 171L241 172V173H238V174H242L243 175ZM247 171V170H246ZM249 171V170H248ZM250 171H252V170H250ZM257 171V170H256ZM256 171L254 172L255 174L254 175H256L257 173H259V172H257L256 173ZM7 172V171H6ZM65 171H63V173H64ZM70 172V171H69ZM106 172V171H105ZM110 173H111V171H109ZM124 172V171H123ZM123 172L121 173L122 174V176H123ZM129 172H131V169H130V171ZM204 172V171H203ZM239 172V171H238ZM12 173V172H11ZM62 173V172H61ZM63 173H62V175H63ZM80 173V172H79ZM84 173H85V171H84ZM86 173H87V171H86ZM90 173H92V172H90ZM100 173H102V172H100ZM107 173V172H106ZM112 173H114V172H112ZM119 173V172H118ZM128 173V172H127ZM127 173H126V175H127ZM134 170H133V173L131 172V174L134 176ZM245 173V172H244ZM264 173V172H263ZM83 174V173H82ZM88 174V173H87ZM87 174H85V176L87 175ZM105 174V173H104ZM104 174H102V175H104ZM108 174V173H107ZM121 174H120V176H121ZM125 174V173H124ZM128 174H130V173H128ZM137 173H135V175H136ZM144 174H145V172H144ZM152 174L150 175L152 178H153V176H152ZM194 174H197V173H194ZM249 174H250V172H249ZM248 173L245 175V176H248L249 175ZM259 174H261V173H259ZM61 175V174H60ZM64 175H65V173H64ZM63 175V176H64ZM67 175V174H66ZM74 175V174H73ZM72 175V176H73ZM80 175V174H79ZM88 175H90V174H88ZM96 175H98V173L96 174ZM111 175V174H110ZM114 175H116V174H114ZM258 175V174H257ZM62 176V177H63ZM69 176V175H68ZM91 176H92V174H91ZM90 176V177H91ZM94 176V175H93ZM93 176H92V178H93ZM107 176V175H106ZM105 176V177H106ZM109 176V175H108ZM116 176H118V175H116ZM128 176V175H127ZM129 176H131V175H129ZM128 176V177H129ZM144 176V175H143ZM264 176V175H263ZM104 176H102V178H103ZM115 177V176H114ZM138 177H140V176H138ZM237 177V176H236ZM238 177H239V175H238ZM250 177H251V175H250ZM256 177V176H255ZM6 178V177H5ZM11 178V177H10ZM61 178V177H60ZM60 178H58V179H60ZM66 178V177H65ZM71 178V177H70ZM77 178H78V172H77ZM80 178V177H79ZM85 178V177H84ZM84 178H82L83 180H84ZM118 178H120V177H118ZM124 178V177H123ZM131 178H132V176H131ZM136 178V177H135ZM153 178V179H154ZM240 178H242L241 176H240ZM252 178V177H251ZM257 178V177H256ZM260 178H262V177H260ZM3 179V178H2ZM57 179V178H56ZM57 179V180H58ZM62 179H64V178H62ZM67 179V178H66ZM81 179V180H82ZM88 179V178H87ZM85 180V181H87L88 182V180ZM103 179H106V178H103ZM112 179V178H111ZM134 179V178H133ZM173 179V180H172ZM189 179V180H188ZM244 179H245V177H244ZM10 180V179H9ZM8 180V181H9ZM11 180H13V179H11ZM78 180V179H77ZM94 180H95V182H96V178H94ZM93 180V181H94ZM109 180H110V177H109ZM121 180V179H120ZM135 180V179H134ZM140 180V179H139ZM242 180H243V178H242ZM242 180H241V182H242ZM7 181V180H6ZM64 181V180H63ZM73 181V180H72ZM71 181V182H72ZM75 181V180H74ZM73 181V182H74ZM90 181V180H89ZM107 181V180H106ZM111 181V180H110ZM113 181V180H112ZM116 181V180H115ZM123 181V180H122ZM141 181V180H140ZM154 181V180H153ZM156 181V180H155ZM4 182V181H3ZM12 182H14V180L12 181ZM67 182V181H66ZM79 182V181H78ZM249 182V181H248ZM68 183V182H67ZM76 183V182H75ZM90 183H92V182H90ZM107 183H109V182H107ZM119 183H121V182H119ZM161 183H162V181H161ZM185 183H188L187 185H189V186H191L190 188H187L186 187V185H185ZM191 183V182H190ZM239 183H240V181H239ZM244 183V182H243ZM84 184V183H83ZM97 184H99V183H97ZM114 184V183H113ZM124 184V183H123ZM157 184H160V182H158ZM194 184V183H193ZM241 184V183H240ZM240 184H238V185H240ZM34 185V184H33ZM33 185H31V186H33ZM44 185V184H43ZM42 185V186H43ZM80 185V184H79ZM89 185V184H88ZM110 185H111V183H110ZM115 185V184H114ZM198 185V184H197ZM243 185V184H242ZM248 185H249V183H248ZM39 186V185H38ZM75 186H77V185H75ZM83 186V185H82ZM92 185H90V187H91ZM124 186V185H123ZM244 187H245V185H243ZM247 186V185H246ZM47 187V186H46ZM87 187H89V186H87ZM109 187V186H108ZM115 187V186H114ZM126 187V186H125ZM128 187H130V186H128ZM136 187V186H135ZM159 187H161V186H159ZM198 187V186H197ZM30 188V187H29ZM28 188V189H29ZM38 188V187H37ZM162 188V187H161ZM192 188H194V187H192ZM199 188V187H198ZM31 189H34V188H32L31 187ZM39 189V188H38ZM44 189V188H43ZM47 189H49V188H47ZM47 189H44L45 190V192L46 191H48V192H51V189H50V191L49 190H47ZM89 189H91V188H89ZM110 189V188H109ZM125 189V188H124ZM137 189V188H136ZM139 189V188H138ZM197 189V188H196ZM203 189V188H202ZM204 189H205V187H204ZM35 190V189H34ZM80 190V189H79ZM92 190V189H91ZM111 190V189H110ZM126 190V189H125ZM199 190H200V188H199ZM18 191V190H17ZM36 191V190H35ZM39 191V190H38ZM116 191V190H115ZM124 191V190H123ZM143 191V190H142ZM153 191H155V190H153ZM200 191H202V190H200ZM40 192H42V191H40ZM150 192V191H149ZM203 192V191H202ZM146 193V192H145ZM207 193V192H206ZM49 194V193H48ZM50 194H52V193H50ZM127 194V193H126ZM141 194V193H140ZM143 194V193H142ZM141 194V195H142ZM153 194V193H152ZM186 194H190V196L189 195H186ZM131 195V194H130ZM136 195V194H135ZM155 195V194H154ZM202 196H203V194H201ZM26 196H27V194L25 195V192L24 193H21V191H20V193H18L17 194V196H16V198H18L19 199V201L20 200H22V201H20V202H25V201H27V199H26ZM121 196V195H120ZM140 196V195H139ZM148 196V195H147ZM186 196V197H185ZM187 196H189L188 198H187ZM106 197V196H105ZM128 197V196H127ZM27 198H30V197H27ZM33 198V197H32ZM31 198V199H32ZM107 198H108V196H107ZM139 197H137V199H138ZM142 198V197H141ZM144 198L146 199V197L144 196ZM143 198V199H144ZM155 198V197H154ZM187 198V199H186ZM17 199V200H18ZM132 199V198H131ZM135 199V198H134ZM206 200L207 199V201L209 202V204H208V202H206V201H204V200ZM29 200V199H28ZM35 200V199H34ZM124 200V199H123ZM127 201V200H126ZM129 201V200H128ZM135 201V200H134ZM133 202V201H132ZM138 202V201H137ZM145 202V201H144ZM147 202V201H146ZM26 203V202H25ZM213 203H214V201H213ZM158 205V207H155V206H157ZM214 206H216V205H214ZM229 207V206H228ZM129 208V207H128ZM155 208H158L159 210H161L160 212H163V213H160V212H157V213H159V215L161 214H163L162 216H161V218H159V219H157V217H153V218H149V216L150 215H153V214H150L151 212H155ZM223 208H224V206H223ZM227 208V207H226ZM61 209V208H60ZM124 209H126V208H124ZM30 210V209H29ZM152 210H154V211H152ZM170 210H172V212L174 211L175 212V215H179V216H175V217H170V215H172V214H170L169 216H167V214H168V212L170 211ZM211 210V209H210ZM26 211V210H25ZM68 211V210H67ZM124 211V210H123ZM122 211V212H123ZM157 211V210H156ZM216 211V210H215ZM32 212V211H31ZM62 212V211H61ZM60 212V213H61ZM66 212V211H65ZM208 212V211H207ZM210 212V211H209ZM214 212V211H213ZM26 213V212H25ZM25 213H22L23 215H21V216H16V215H14V217L16 216L19 220H17L18 222H19V225H20V223L22 224V225H25L24 224V222H26V218H25V221L23 220V222H22V220L21 219H24V217H26V216H24L25 215ZM58 213H59V211H58ZM126 213H123V214H126ZM177 213V214H176ZM206 213V212H205ZM210 213H212V212H210ZM210 213H207V214H210ZM226 213V212H225ZM32 214V213H31ZM66 214V213H65ZM112 214V213H111ZM126 214V215H127ZM189 214H192V215H190L189 216ZM198 214V213H197ZM1 215V214H0ZM10 215V214H9ZM11 215H12V213H11ZM30 215V214H29ZM37 215V214H36ZM39 215V214H38ZM113 215V214H112ZM122 215V214H121ZM155 215H156V213H155ZM166 215V216H165ZM247 215V214H246ZM3 216V215H2ZM5 216V215H4ZM30 216H32V215H30ZM29 216V217H30ZM43 216V215H42ZM53 216V215H52ZM58 216V215H57ZM123 216V215H122ZM121 216V217H122ZM147 216H148V218H147ZM154 216V215H153ZM157 216V215H156ZM234 216V215H233ZM242 216V215H241ZM264 216V215H263ZM11 217H13V216H10L9 218H11ZM13 217V218H14ZM14 218V219H17V218ZM33 217L35 218L36 216H34V214H33ZM114 217V216H113ZM120 216H119V218H121ZM125 217V216H124ZM159 217V216H158ZM228 217V216H227ZM250 216H248V218H249ZM5 218H7V217H5ZM12 218V219H13ZM21 218V219H20ZM53 218V217H52ZM104 218V217H103ZM233 218H235V216L233 217ZM241 218V217H240ZM257 218V217H256ZM255 218V219H256ZM259 218V217H258ZM13 219V220H14ZM33 219V218H32ZM31 219V220H32ZM38 219L40 220V217H38ZM37 219V220H38ZM41 219H43L42 217H41ZM49 219H50V217H49ZM110 219V218H109ZM164 219V220H163ZM243 220H244V218H242ZM261 219V220H260ZM9 220V219H8ZM21 220V221H20ZM34 220V219H33ZM32 220V221H33ZM36 220V221H37ZM104 221H105V219H103ZM107 220V219H106ZM111 220V219H110ZM159 222H158V221ZM239 220V219H238ZM259 220H260V222L259 223H264V219L263 218H259ZM44 222H45V220H43ZM107 221H109V220H107ZM153 221H157V223H154ZM246 221V220H245ZM255 221H257V219L255 220ZM254 221V222H255ZM39 222V221H38ZM41 222V221H40ZM103 222V221H102ZM242 222V221H241ZM244 222V221H243ZM241 223L243 226L242 227H244V228H246V227H248V226H246L249 222H247L246 224H245V222L244 223ZM253 222V221H252ZM252 222H250L249 223V226H250V224L252 223ZM16 223V222H15ZM113 223V222H112ZM238 223V222H237ZM9 224L11 225V223L9 222ZM27 224H29L30 225V223H27ZM34 224H36V223H34ZM120 224V223H119ZM118 224V225H119ZM241 224H239V225H241ZM244 224H245V226H244ZM261 224V225H262ZM29 225H27L28 227H26V228H29ZM32 225V224H31ZM38 225V224H37ZM111 225V224H110ZM264 225V224H263ZM21 226V225H20ZM237 226V225H236ZM11 227H12V225H11ZM31 227V226H30ZM38 227V226H37ZM86 227H88L87 225H86ZM197 227V226H196ZM256 226H254V227H252V229L253 228H255ZM264 227V226H263ZM23 228H25V227H23ZM23 228H21V229H9V232L11 233L12 231H14V230H16V231H18V232H20V235H18V236H21V233L22 234H24V233H26V235H27V233H30V235H34V234H36V233H38L39 234V232L40 233H42L40 230L41 229H39V231L37 232L36 230L37 229H23ZM39 228V227H38ZM239 228V227H238ZM260 228H261V226H260ZM46 229V228H45ZM109 229V228H108ZM107 229V230H108ZM240 229V228H239ZM238 229V230H239ZM243 229V228H242ZM241 229V230H242ZM251 229V230H252ZM5 231L4 232H6V230L7 229H4ZM11 230V231H10ZM43 230V229H42ZM106 230V229H105ZM110 230H109V232H110ZM254 230V229H253ZM256 230H258L257 228H256ZM261 230H263L262 228H261ZM8 231V230H7ZM240 231V230H239ZM242 231H244V229L242 230ZM246 231V232H247ZM259 231H260V229H259ZM258 231V233H262V234H264L262 231H260L259 232ZM264 231V230H263ZM2 232V231H1ZM15 232V231H14ZM106 232V231H105ZM108 232V233H109ZM111 232H113V231H111ZM119 232H121V231H119ZM132 233H134V230L133 231H131ZM6 233H8V232H6ZM33 233V234H32ZM107 233V234H108ZM124 233V232H123ZM245 233V232H244ZM260 233V234H261ZM9 234V233H8ZM8 234H6V236L8 235ZM12 235L14 234L13 232L11 233ZM10 234V235H11ZM70 234V233H69ZM137 234H139V231H138V233ZM223 234H225V233H223ZM227 234V233H226ZM233 234V233H232ZM236 234V233H235ZM10 235L8 236V237H10ZM15 235H16V233H15ZM14 235V236H15ZM25 235V234H24ZM23 235V236H24ZM26 235L24 236L25 238H26ZM61 235H63V234H61ZM109 235V234H108ZM131 235L129 236V237H131ZM240 235V234H239ZM3 237L2 238H4V237H6L4 234L2 235ZM14 236H11V237H13V238H7V240L9 239L10 240V242H11V239H13L14 240ZM28 236V235H27ZM58 236H59V234H58ZM57 236V237H58ZM66 236V235H65ZM67 236H68V233H67ZM58 237L59 238V240H58V242L57 243H62L63 244V247H65V248H63V250L64 249H67L66 247L68 246V248H69V250H67V251H71V249L76 245V243L79 241V237H77V236H68V237ZM112 236H113V233H112ZM17 237V236H16ZM34 237V236H33ZM48 237H49V235H48ZM110 237V236H109ZM234 237V236H233ZM262 237V236H261ZM6 238H5V241H6ZM112 238V237H111ZM110 238V239H111ZM139 238V239H140ZM143 238V237H142ZM227 238V239H226ZM19 239H22L21 237L19 238ZM27 239V238H26ZM55 239V238H54ZM105 239V238H104ZM109 239V238H108ZM109 239V240H110ZM130 239V240H129ZM149 239V240H148ZM2 240V239H1ZM4 240V239H3ZM8 240V241H9ZM45 240V239H44ZM107 241V242H110V241ZM121 240V241H122ZM141 240V239H140ZM7 241V242H8ZM52 241V240H51ZM51 241H48V242H51ZM121 241H118L117 243H119V245L117 244V247L118 246H120V242ZM123 241H122V243H123ZM1 242V241H0ZM6 242V243H7ZM9 242V243H10ZM24 242V241H23ZM4 241L0 244V250L1 251H3L6 247H7V245H10L9 243L8 244H6ZM12 243V242H11ZM13 243H16V242H14L13 241ZM16 245V244H15ZM57 245V244H56ZM112 245V244H111ZM123 245H124V243L122 244V249H123ZM58 246V245H57ZM110 246V245H109ZM108 246V247H109ZM115 246H116V244H115ZM133 246L135 247V248H133ZM60 247V246H59ZM130 247V246H129ZM128 247V248H129ZM9 248V247H8ZM11 248V247H10ZM61 248V247H60ZM75 248H77L76 246L73 248V250H75ZM87 248V247H86ZM107 248V247H106ZM110 248V247H109ZM124 248V249H125ZM15 249V248H14ZM55 249H58V248H55ZM54 249V250H55ZM82 249H84V248H82ZM119 249V248H118ZM117 249V250H118ZM131 249V248H130ZM130 249H127V250H130ZM134 249V250H133ZM52 250V249H51ZM62 250V251H63ZM73 250L71 251V252H73ZM79 250H80V253H81V248H79ZM78 249H77V251H79ZM85 250H87V249H85ZM85 250L83 251V253L85 252ZM121 250V249H120ZM47 252H46V255L47 254H49L50 253V251H48V250H46ZM61 251V250H60ZM76 251V250H75ZM110 251V250H109ZM122 251H124V252H126V250H122ZM122 251H120V252H122ZM54 252H56V250L54 251ZM127 252H129V251H127ZM135 252H133V253H135ZM258 252V251H257ZM264 252V251H263ZM262 252V253H263ZM2 253V252H1ZM53 253V252H52ZM57 253H63V254H65V252H57ZM67 253V252H66ZM69 253V252H68ZM129 253H131V251L129 252ZM128 253V255H130V259L132 258L131 257V254H129ZM261 253V254H262ZM54 254V253H53ZM53 254H49L47 257V259L49 260L50 259V255H52V256H55V254L53 255ZM88 254V253H87ZM87 254H85V255H87ZM69 255H70V253H69ZM77 255V254H76ZM75 255V256H76ZM78 255H80V254H78ZM81 255H84V254H81ZM84 255V256H85ZM89 255V254H88ZM88 255H87V257H88ZM127 255V253L125 254V256H124V258H127V259H124L123 257L121 258V255H120V258L121 259H123L121 262H120V260L118 261V258H117V260H114V261H118L119 262V264H123L124 262L123 261H125L127 264H130V261L133 263V261H132V259L131 260H129L128 262H127V260L129 259L128 258V256H126ZM257 255H258V253H257ZM260 255V254H259ZM264 255V254H263ZM0 256H1V254H0ZM50 256V257H49ZM61 256V255H60ZM59 255H58V257L57 256H55V257H57V258H59L60 257ZM65 256H67L66 254H65ZM83 256V257H84ZM92 256V255H91ZM96 256V255H95ZM255 256H256V254H255ZM55 257L53 258L54 259V261H55ZM62 257V256H61ZM69 257V256H68ZM66 258L67 260L70 258ZM133 257H137L136 255H134ZM261 257V256H260ZM45 258V257H44ZM44 258H43V261H41L40 259H39V261L38 262H36V263H30V261L28 262L27 260H29V259H27L26 261L27 262H25L24 260H22V263H20V264H42L45 260H44ZM52 258V257H51ZM57 258H56V260H57ZM65 258H60L62 261H61V264H62V262H63V264H73L74 263V261H72L73 259L72 258H74L75 259V257H73V253H72V256H71V258H70V260L71 261H67V260H65ZM86 258V257H85ZM84 258V259H85ZM111 258V257H110ZM254 258V257H253ZM257 258V257H256ZM259 258V257H258ZM33 259V258H32ZM37 259V258H36ZM94 259V258H93ZM107 259V258H106ZM112 259V258H111ZM38 260V259H37ZM89 260V259H88ZM96 260V259H95ZM102 260V259H101ZM103 260H104V258H103ZM108 260H109V258H108ZM108 260H106V261H108ZM18 261V260H17ZM24 261V262H23ZM34 262L36 261V260H33ZM47 261V260H46ZM45 261V262H46ZM53 261V260H52ZM51 261V262H52ZM59 261V262H58ZM85 261H87V260H85ZM94 261V260H93ZM106 261H103L102 263L104 264V262L106 263V264H109L108 262H106ZM110 261V260H109ZM259 261V260H258ZM39 262H41V263H39ZM45 262L43 263V264H45ZM47 262H50V261H47ZM46 262V263H47ZM56 262V261H55ZM55 262H53V263H55ZM80 262H82V261H80ZM243 262V263H242ZM2 263V262H1ZM76 263V262H75ZM74 263V264H75ZM77 263H79V262H77ZM76 263V264H77ZM84 263H86V262H84V260H83V263H79V264H84ZM87 263H89L88 261H87ZM101 263V262H100ZM101 263V264H102ZM111 263L112 264H116V263H113L112 261H111ZM262 263V262H261ZM11 264V263H10ZM12 264H13V262H12ZM16 264H18V263H16ZM48 264V263H47ZM51 264V263H50ZM56 264H60V260H57V262H56ZM118 264V263H117ZM264 264V263H263Z\"/></svg>",
  "mask_w": 264,
  "mask_h": 264
}]
</instances>
